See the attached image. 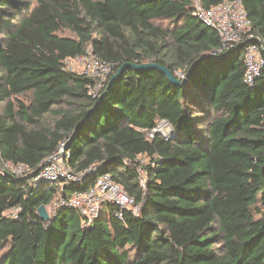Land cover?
Instances as JSON below:
<instances>
[{
  "label": "trees",
  "instance_id": "obj_1",
  "mask_svg": "<svg viewBox=\"0 0 264 264\" xmlns=\"http://www.w3.org/2000/svg\"><path fill=\"white\" fill-rule=\"evenodd\" d=\"M33 1L0 0V162L28 169L0 173V264H264V71L245 83L248 44L221 52L193 0ZM240 1L264 42V0ZM88 50L110 79L155 63L188 82L128 69L100 101L110 80L94 97L66 69ZM161 120L173 134L149 139ZM61 146L80 180L36 181ZM104 174L139 211L108 204L82 227L67 202Z\"/></svg>",
  "mask_w": 264,
  "mask_h": 264
},
{
  "label": "built area",
  "instance_id": "obj_2",
  "mask_svg": "<svg viewBox=\"0 0 264 264\" xmlns=\"http://www.w3.org/2000/svg\"><path fill=\"white\" fill-rule=\"evenodd\" d=\"M193 2L195 17L206 26L213 28L221 38L223 44L221 52L224 49L230 50L242 44H248L244 52L246 65L244 79L245 83L252 87L264 71V42L259 44L252 42L254 39L252 34L253 24L242 2L240 0L227 1L211 9H206L201 0H193ZM66 69L92 79L95 85L90 89V94L94 97L98 96L99 91L110 80L112 72V67L91 50H88L87 54L83 56L67 61ZM178 75L180 79H184V74ZM173 131L174 128L171 122L161 120L156 128L148 133V137L152 139L154 136L159 135L169 138ZM62 146L60 153L51 160V165L40 171L36 181L57 180L60 177L68 182L80 180L79 177L72 174L67 161H65V158L69 159L70 156L64 155ZM27 171L28 169L24 165L0 162V173L2 174L6 173L20 178L25 176ZM140 183L145 188L144 177H142ZM108 204L118 207L120 216L127 209H133L135 214L139 211L135 198L118 185L109 174L97 177L94 185L89 190L74 193L67 202V205L75 209L80 215L82 227L91 226L100 215L103 207Z\"/></svg>",
  "mask_w": 264,
  "mask_h": 264
},
{
  "label": "water",
  "instance_id": "obj_3",
  "mask_svg": "<svg viewBox=\"0 0 264 264\" xmlns=\"http://www.w3.org/2000/svg\"><path fill=\"white\" fill-rule=\"evenodd\" d=\"M245 47V44H243L238 50L241 51ZM128 69H134L136 71H158L164 75L167 76V78L174 84L178 86H183L188 82V76L184 77V79H177L175 78L170 70L167 67L160 66L155 63H149V64H143V65H134L131 63H125L123 64L117 71V73L111 77L109 84L107 86L106 91L99 97L100 101L103 100L115 87L117 81L120 79L121 75ZM93 115V112L89 115L91 117ZM65 151V150H64ZM51 165V160L46 162L40 170L48 167ZM38 215L40 219L43 222H49L51 220V216L47 211V208L45 206H41L38 209Z\"/></svg>",
  "mask_w": 264,
  "mask_h": 264
},
{
  "label": "rangeland",
  "instance_id": "obj_4",
  "mask_svg": "<svg viewBox=\"0 0 264 264\" xmlns=\"http://www.w3.org/2000/svg\"><path fill=\"white\" fill-rule=\"evenodd\" d=\"M23 1L26 2L28 5H31L32 7L35 4V1H33V0H23ZM11 12L13 14H17L16 11H14V10H12ZM158 25H163V24L162 23H159ZM69 35L70 34H67V36H69ZM71 65H74V64H71ZM76 70H77V68H76ZM47 119L48 120H53V117L52 116H47ZM142 161L144 162L145 165L149 164V160L148 159H142ZM142 175L145 178V174L142 173ZM56 207H57V202L54 205H52V207L47 208V211H48V213L50 214L51 217L54 216V210H55ZM1 253L2 252L0 251V257H1Z\"/></svg>",
  "mask_w": 264,
  "mask_h": 264
}]
</instances>
